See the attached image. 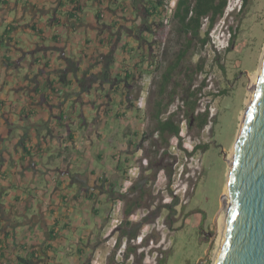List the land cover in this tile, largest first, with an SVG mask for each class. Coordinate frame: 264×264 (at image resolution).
<instances>
[{
	"label": "crops",
	"instance_id": "1",
	"mask_svg": "<svg viewBox=\"0 0 264 264\" xmlns=\"http://www.w3.org/2000/svg\"><path fill=\"white\" fill-rule=\"evenodd\" d=\"M157 1L0 0V264L99 261L86 211L131 197Z\"/></svg>",
	"mask_w": 264,
	"mask_h": 264
},
{
	"label": "rangeland",
	"instance_id": "2",
	"mask_svg": "<svg viewBox=\"0 0 264 264\" xmlns=\"http://www.w3.org/2000/svg\"><path fill=\"white\" fill-rule=\"evenodd\" d=\"M206 23H203L200 35L204 34ZM171 27L167 28L164 35L166 45L164 43L165 52L161 59L169 60L178 46L175 45L176 35ZM211 37V43L207 42L203 47H197L193 55H189L186 60L193 67L201 59L204 61L203 69L193 73L191 88L197 87L201 81L205 83L200 91V98L198 92L194 115L207 108L209 111L207 124L198 128L195 125L196 119L193 118L189 122L190 116L186 115L185 104L181 100L182 86L186 85L188 79L184 72L176 73L173 80L180 81L182 86L177 88L174 101L163 115L175 113L176 118L180 120L179 136H171L167 147L164 144L161 146L158 137H154L156 145L149 147L151 136L147 135L152 128L149 110L156 93L159 71L164 67L163 65L161 69L156 68L160 58L157 54L155 64L151 68V80L145 91L146 105L142 110V120L138 121L143 124L139 143L142 150L140 155L134 153L132 156L133 164L144 157L148 164L141 167L136 179H132L134 176L130 177L132 179L130 185L129 182H125L123 186L124 188L127 186V191H130L129 187L143 175L145 193L140 199V206L132 212L137 214V218L132 221L121 215L119 210L118 217L107 220L104 215H92L89 210L86 211L88 217L96 220V234L100 233L99 237H105L112 230L114 234L124 220L136 224L144 217L149 219L147 222L164 219L168 223V230L160 229L159 232L153 231L150 234L154 244L159 246L158 250L164 255L157 264H213L218 248V227L217 222L214 225V219L220 208V198L227 178V158L235 142L240 115L246 108L245 99L249 91L250 75L258 69L263 54L264 0H247L244 3L242 0H228L223 16L217 19L211 31ZM158 51L157 48L156 53ZM129 125L135 128L136 121L132 120ZM195 145L200 147L195 150ZM165 148L167 154L163 164L166 165V169L158 170L156 173L154 168L145 170L150 161H155L156 164L160 157V152L154 156L152 151L154 149L162 151ZM184 188L185 194L182 193ZM174 192L179 193L177 203L168 206L174 203L172 199ZM138 195L139 190L133 191L131 197L125 198V202ZM184 201L186 203H183ZM108 207L111 208L105 203L104 206H99V210L104 211ZM118 221L120 223H117ZM143 226L144 223L138 229V233ZM118 235L119 231L115 238H118ZM121 243L122 240L120 245ZM147 243L146 238L142 245ZM107 247L109 246L105 245L102 248L99 261H93L91 264H105L104 251ZM129 247H134V251L129 252L134 254L133 262L126 261L127 257L123 255L119 260L124 258L123 264H146L143 261L144 252H140V245L128 242L125 254ZM118 248L115 246L110 250L108 264H112L111 259ZM154 249H150V255Z\"/></svg>",
	"mask_w": 264,
	"mask_h": 264
},
{
	"label": "trees",
	"instance_id": "3",
	"mask_svg": "<svg viewBox=\"0 0 264 264\" xmlns=\"http://www.w3.org/2000/svg\"><path fill=\"white\" fill-rule=\"evenodd\" d=\"M246 1L247 0H242V3ZM79 5V2H76V8H79ZM157 5L162 12V16L163 13L165 15L166 12L163 8V0H158ZM227 5L228 0H176L170 18V26H172L171 30L176 35L174 42L175 45H178L177 49L173 52L172 57L169 60H167L166 58L161 59L162 54H164L165 52V46L160 53L159 51L156 53V48L155 51L151 54L155 61L157 54L160 56L159 60L157 61L159 64L156 68L161 69L163 65L164 67L161 71H159L158 80L156 81V93L149 110V120L152 123V128L149 133L147 132V136H151V141L149 143L150 148L156 145L155 138L157 137L159 139V142L161 143V146L162 144H164L167 147L168 140L171 136H179L180 120L176 118L175 113H169L167 116L163 115L169 105L174 101L177 94V88L179 86H182L180 81L173 80V76L176 73L184 72L188 79L186 85L182 86L183 92L181 95V100L185 104L186 115L190 116L189 122L193 118L196 119L195 125L198 128H202L207 124L209 115V111L207 108L194 115L198 99V92L200 98V91L202 90V87L205 86V83L204 81H201V83L197 87L191 88V85L193 83V73L201 71L203 69L204 61L201 59L193 67L192 65H190V63L186 62V60L189 55H193L194 50L197 49V47H203L207 42L211 43V31L217 19L223 16L224 10ZM204 22H207L206 29L204 31V34L200 35V29L202 28ZM166 29V23L161 20L157 24V31H154L155 33H157V39L155 40V42H157L158 44L161 43ZM164 40L166 41L165 37ZM205 146L206 145H204L203 148H205ZM199 147V145H195L194 149L196 150ZM152 152L154 156L160 152V157L156 160V164L155 161H150V165L145 170L154 168V173H156L158 170H165L166 165L163 164V162L165 155L167 154V149L165 148L162 151H160L159 149H154V151ZM142 176L130 187L131 193L135 190H139V195L134 199L127 200L125 208L123 210V215L125 217H128L133 212V210L138 208L141 204L140 199L145 193L143 189V185L145 182L142 179ZM172 199L174 200V203L168 206H173L177 203V196L172 195ZM147 221H149L147 217H144L140 222L136 224H133L128 220H124L122 226H120L118 229V244H120L122 237H127L128 239L135 237L138 233V229L143 223ZM131 251H134V247H129L126 255H128V253Z\"/></svg>",
	"mask_w": 264,
	"mask_h": 264
},
{
	"label": "water",
	"instance_id": "4",
	"mask_svg": "<svg viewBox=\"0 0 264 264\" xmlns=\"http://www.w3.org/2000/svg\"><path fill=\"white\" fill-rule=\"evenodd\" d=\"M235 139L225 229L213 264H264V57ZM226 199L223 193L214 225Z\"/></svg>",
	"mask_w": 264,
	"mask_h": 264
},
{
	"label": "built area",
	"instance_id": "5",
	"mask_svg": "<svg viewBox=\"0 0 264 264\" xmlns=\"http://www.w3.org/2000/svg\"><path fill=\"white\" fill-rule=\"evenodd\" d=\"M176 0H163V8L164 11L166 12L165 16L163 17V21L165 23H167V19L169 16L172 15L174 6H175ZM164 38V37H163ZM157 36H155V38L153 40H156ZM165 40L162 39L161 43L156 45V48L159 49V51H161L163 49ZM155 62L152 61L151 63V68H153ZM146 94L147 92H141L135 99V106L140 109L143 110L145 108L146 105ZM177 137V136H175ZM148 161L147 159L141 158L140 161H138L137 163L132 164L131 166H129L126 170V174L128 176V179L126 182H129V185L132 183L131 180L132 179H136L139 174H140V170L141 167L143 166H147ZM131 176H134L132 179H130ZM182 193H186V188L182 189ZM179 195V193L174 192L173 196H177ZM179 197V196H178ZM183 203H186L185 201ZM121 202L120 201H116V203L113 205V214L117 215L118 210H120V206ZM128 218L130 220H136L137 218V214L135 213H131ZM117 223H120L119 221ZM160 229H162L163 231L165 229L168 230L167 227V223L164 219H162L161 221H154V222H146L144 223V226L141 228V230L139 231V233H137V235L133 238L128 239L127 237H122L124 238L122 240L121 245L119 246L118 250L116 251V253L113 255L112 260V264H123L125 262L124 258L119 260V257H121L122 255L124 257H127L126 261H131V263L134 260V254L133 253H128V255L125 254V250H126V246L127 243L130 242V244L132 245H140V252H144V258L143 261L146 264H157L163 257V252L158 250L159 246H156L154 244L153 238L150 235L153 231L159 232ZM113 231V230H112ZM109 233L108 235H106L107 239L105 240V244L109 246V250L108 252L105 254L104 256V262L105 264H108V257L111 255L110 250L114 249L115 246L117 245V238H113V234ZM161 233V232H160ZM162 235V233H161ZM126 238V239H125ZM148 239V243L146 245H142V242L145 239ZM111 240V242L109 243V241ZM155 248L152 252V254L150 255V249ZM93 261H96L93 260Z\"/></svg>",
	"mask_w": 264,
	"mask_h": 264
},
{
	"label": "bare ground",
	"instance_id": "6",
	"mask_svg": "<svg viewBox=\"0 0 264 264\" xmlns=\"http://www.w3.org/2000/svg\"><path fill=\"white\" fill-rule=\"evenodd\" d=\"M170 18L171 16L168 17L167 19V23H166V27L168 28L170 26ZM263 57H264V48H263V54H262V57H261V61H260V64L258 66V69L250 75V84H249V91H248V94H247V97L245 99V103H246V106L249 104V101L253 95V92H254V88H255V85H256V82H257V79H258V74H259V71H260V67L262 65V61H263ZM245 111H246V108L242 111L241 115H240V123H239V128L237 130V134L240 130V127H241V124H242V121H243V118L245 116ZM237 136V135H236ZM236 138V137H235ZM236 140V139H235ZM234 146H235V142L234 144L232 145L230 151H229V154H228V171H227V174H226V182H225V185H224V191L223 193L226 195L227 199L225 200V210L221 211L220 214L217 216V230H218V237H217V244H218V248L216 249V252H215V257H214V261L216 260V257H217V254H218V251H219V248H220V245H221V242H222V239H223V233H224V229H225V217H226V208L228 206V190H227V182H228V176H229V171H230V168L232 166V157H233V153H234ZM115 228V227H114ZM124 238H122L121 240H123ZM126 239V238H125ZM120 244H118V239H117V245L119 247ZM213 261V262H214Z\"/></svg>",
	"mask_w": 264,
	"mask_h": 264
}]
</instances>
